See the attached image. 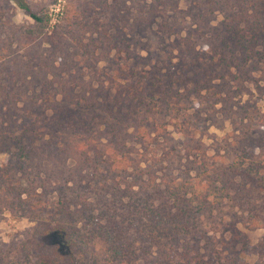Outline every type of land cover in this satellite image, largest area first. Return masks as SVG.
Segmentation results:
<instances>
[{"label": "trees", "instance_id": "obj_1", "mask_svg": "<svg viewBox=\"0 0 264 264\" xmlns=\"http://www.w3.org/2000/svg\"><path fill=\"white\" fill-rule=\"evenodd\" d=\"M14 1L32 23L0 17V213L33 224L0 264H264L222 210L264 185V0Z\"/></svg>", "mask_w": 264, "mask_h": 264}, {"label": "rangeland", "instance_id": "obj_2", "mask_svg": "<svg viewBox=\"0 0 264 264\" xmlns=\"http://www.w3.org/2000/svg\"><path fill=\"white\" fill-rule=\"evenodd\" d=\"M31 2H40L42 6L49 8L51 11H57L63 6V0H30ZM189 0H183L182 6L187 7ZM0 17L3 21H6L8 17H12L10 24L13 26L17 24L28 25L32 23V19L25 11L17 5L14 0H0ZM221 16L215 18V23H218ZM262 109L264 110V98L261 100ZM231 124L226 122V129H220L219 127H211L207 143L209 145V153L212 159L221 162L225 157L233 158V153L224 150L226 143L224 137H227L232 141L233 131H231ZM8 159L6 152H0V164H5ZM248 190L251 193L253 202L248 205L250 208H244V210H238V204H235L234 208H229L228 205H223V211H232L233 213L238 211L241 215V222L239 228L247 236L249 242L254 246V249L246 253L247 258L252 262L264 261V185L263 183L249 184ZM217 209L214 208L212 215H207L208 220H214ZM211 215V216H210ZM33 221L27 216H21L9 212L0 213V243L8 242L12 238L21 237L32 226ZM207 224V227H210ZM212 226L213 223H212ZM103 242L97 243V248H102ZM104 253V252H103Z\"/></svg>", "mask_w": 264, "mask_h": 264}]
</instances>
